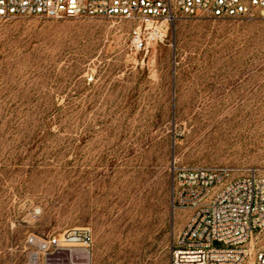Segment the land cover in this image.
I'll return each mask as SVG.
<instances>
[{
  "label": "rangeland",
  "instance_id": "rangeland-1",
  "mask_svg": "<svg viewBox=\"0 0 264 264\" xmlns=\"http://www.w3.org/2000/svg\"><path fill=\"white\" fill-rule=\"evenodd\" d=\"M0 18V264L88 227L90 264H169L173 168L264 175V19ZM92 77V78H90Z\"/></svg>",
  "mask_w": 264,
  "mask_h": 264
},
{
  "label": "built area",
  "instance_id": "built-area-1",
  "mask_svg": "<svg viewBox=\"0 0 264 264\" xmlns=\"http://www.w3.org/2000/svg\"><path fill=\"white\" fill-rule=\"evenodd\" d=\"M264 19V0H0V18L39 17L126 22L129 47L146 53L184 16ZM92 78V77H90ZM170 209L187 218L173 236L169 264H264V175L250 169L173 168ZM27 264H90L88 227L66 228Z\"/></svg>",
  "mask_w": 264,
  "mask_h": 264
}]
</instances>
